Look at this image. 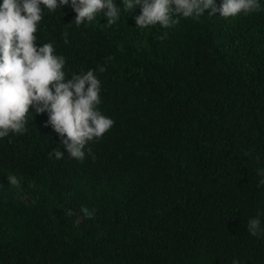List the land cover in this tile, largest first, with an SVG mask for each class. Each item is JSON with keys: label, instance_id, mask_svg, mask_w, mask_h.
I'll use <instances>...</instances> for the list:
<instances>
[{"label": "trees", "instance_id": "obj_1", "mask_svg": "<svg viewBox=\"0 0 264 264\" xmlns=\"http://www.w3.org/2000/svg\"><path fill=\"white\" fill-rule=\"evenodd\" d=\"M139 13L77 27L71 8L45 11L37 43H54L66 77L106 65L99 108L114 125L82 161L47 112L0 141V192L15 174L34 197L0 199V264H264L246 227L264 213V0L167 29L137 28Z\"/></svg>", "mask_w": 264, "mask_h": 264}, {"label": "clouds", "instance_id": "obj_2", "mask_svg": "<svg viewBox=\"0 0 264 264\" xmlns=\"http://www.w3.org/2000/svg\"><path fill=\"white\" fill-rule=\"evenodd\" d=\"M0 0V141L11 135H23L32 113L47 112V124L60 134L69 158L82 161L86 145L99 141L114 125V120L102 113L101 81L96 71L103 73L105 66L96 71L88 69L66 77V58L57 54L54 43H37V30L45 11L69 7L75 12L77 27L93 22L97 16L112 26L120 19L122 10L140 9L135 16L137 28L159 24L170 28L179 18L199 19L207 12L225 19L250 15L261 10V0ZM43 6V8L41 7ZM67 44L68 33H63ZM111 60L112 57H108ZM50 155H53L50 153ZM56 159L64 158L57 149ZM261 177L258 186H264V167L257 168ZM10 185L19 183L15 174H9ZM81 214L91 219L95 210L82 206ZM72 217V209L65 210ZM264 213L247 221V231L255 237L264 236ZM232 264H240L233 259Z\"/></svg>", "mask_w": 264, "mask_h": 264}, {"label": "rangeland", "instance_id": "obj_3", "mask_svg": "<svg viewBox=\"0 0 264 264\" xmlns=\"http://www.w3.org/2000/svg\"><path fill=\"white\" fill-rule=\"evenodd\" d=\"M28 187L19 182L17 185H12V188L8 192H0V199L12 200L25 204H31L34 200L33 195L30 193Z\"/></svg>", "mask_w": 264, "mask_h": 264}]
</instances>
